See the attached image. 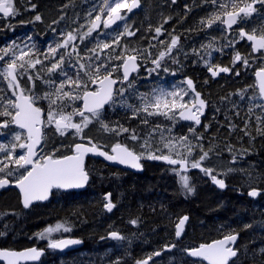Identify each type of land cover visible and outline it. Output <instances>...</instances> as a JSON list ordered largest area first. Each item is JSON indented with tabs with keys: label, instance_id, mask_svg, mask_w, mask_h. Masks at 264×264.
<instances>
[{
	"label": "trees",
	"instance_id": "trees-1",
	"mask_svg": "<svg viewBox=\"0 0 264 264\" xmlns=\"http://www.w3.org/2000/svg\"><path fill=\"white\" fill-rule=\"evenodd\" d=\"M96 2H99V7H101L103 0H13L17 14L9 17L0 15V49L11 48L17 51L19 47L26 48L27 46L31 47L35 54L34 58L41 59L44 57L41 49H43L44 44L50 41L47 33L54 30L57 24L61 31L66 32L64 36L68 32H74L72 20L76 16H79V20L81 18L82 20L93 18L95 12L93 9L97 10L94 6ZM64 3L65 6H61ZM32 4L36 5L34 10L31 8ZM58 7H62L61 11H56ZM54 8H57L55 12H53ZM217 11H220L218 4H213L211 0H175V3L173 0H141L140 9L130 15H127L126 12L123 13L126 15V19L117 26L104 28L101 25L99 38L95 37V32H93L81 40V35L87 32L90 25L84 27L81 34L77 35V46L75 45L80 57L91 55L88 49L95 47L98 41L113 40L117 33L124 30L125 24L129 26L130 30L135 31L134 36L121 37L119 46L113 45V48L106 50L112 55L121 52L125 45L129 49L139 50L140 69L130 79L133 84L132 88L128 87L127 82L119 87L127 89V91L123 97H116V106L108 105L103 110V118L106 123L111 125L119 122L125 127L136 129L141 139L133 141L128 138V133L118 136L115 133L105 132L100 124L95 121L85 129L84 136L107 148L115 143H122L140 153L144 151L141 147L143 139L147 138L152 127L160 124L165 129V136L169 135L166 129L170 127L172 128V135H188L194 143L202 144L204 150L211 149L210 159L206 160L204 164L214 168V162L215 164L221 162L225 166L233 167V173L228 178L225 177L227 183L238 185L239 191L245 195H238V192L229 186L225 192L211 187L212 190L206 194L197 190L199 197H196V194L190 196L191 205L184 206V208L188 207L186 213L191 215L186 232L187 237H189L187 238V246L198 247L201 244L223 238L230 233L237 234L240 237L236 246L238 256L230 264H264V194L258 199L246 196V193L252 188L264 191V114L261 113L260 107L257 106L258 103L253 99L255 97L253 92L247 91V89L252 88L235 87L239 83L237 79L235 81L228 80L213 90L211 94L214 95L215 101L212 102L210 114L200 127L195 128L196 132L203 136L201 141L195 140V137L189 133L187 125L180 124V119L173 123L163 116L148 117L150 123L145 125L139 116L136 119L131 118V111L120 106V101L125 99L127 103L137 105L140 103V94H151L154 89L184 88L179 83L180 77H196V73L199 72L204 74L208 68L206 62L212 65L214 54L220 58L224 52L221 44L217 46L209 42L211 34L207 31V27L201 24L202 20ZM89 12L92 13L91 16H89ZM37 14L41 15L40 21L34 19ZM18 20L21 23L20 30L17 26ZM161 26L162 34L156 37L155 29ZM172 35L179 37L177 49L173 50L171 56H165L159 69L149 73V69L155 68L151 60L157 58L159 52L166 50ZM154 37L156 38L154 39ZM33 45L34 47H32ZM149 45L153 46L150 47ZM208 45H211V48ZM70 51L71 49H69ZM148 53L151 55L148 56ZM173 57L176 62H173ZM65 58L66 63L63 67L69 75H73L78 68L76 54L73 53L71 57L66 55ZM219 58L217 60L221 61ZM8 59L9 57H5V60L0 62L4 63ZM101 59L106 60V54H101ZM81 62L89 63L86 59H82ZM216 62L214 60V64ZM120 63L119 60H112L110 67ZM69 64L74 65V67H69ZM48 65L50 64L37 65L39 79H36L37 71L30 70L34 82L40 81L45 75L49 76L45 71ZM0 66H3L2 63ZM165 68L167 71L164 70ZM238 72L244 75L242 78L244 83L245 81L247 84L254 82L253 70L244 68ZM113 75L121 78V68H118ZM50 76L58 77L61 81L65 79L59 72ZM22 81L29 82L27 76L22 77ZM0 82L4 84L3 89H9L7 81L0 78ZM231 83L235 85L229 88ZM80 104L81 102L78 101L75 102L74 106L78 107ZM69 137L81 140L75 133H70ZM85 140L87 141V139ZM159 140L160 133L158 131L153 137L154 147ZM200 154L199 148H197L190 159H197ZM92 166L93 162H90V170ZM95 167L98 169V174H91L87 189L81 193L78 199L68 198L69 202H75V204L70 206L65 214L68 219V226L72 228L68 234L81 237L92 246V249H94L93 243L96 240L99 227H101V232L106 231L107 227H112L114 231L125 236L128 232V226L131 224L130 221L136 220L139 224V230L144 225L152 233L161 225L165 224L167 228L174 215L182 216L180 213L184 209L176 210L171 204L173 198L167 199L166 205L157 210L155 214L147 217L145 221H142L140 216L135 213L137 209L141 211L136 201H140L143 197L142 192L145 191L140 190L139 187L144 185L154 187L181 186L180 177L173 176L167 166L155 162L148 164L144 174H117L116 179L112 178L110 169L104 163L95 162ZM144 177H148V179L146 180ZM198 183L200 182L190 179V184L193 187H196ZM202 183L204 184V182ZM98 184L122 187V190H117L115 193L120 199L115 210L111 213L105 212L98 205L95 193V186ZM151 191H153V195H156L159 190L154 189L146 192ZM128 196H130L129 200ZM154 201L156 202V199ZM130 202L132 207L127 209L126 204ZM98 213L100 222L97 219ZM162 217L165 223H161ZM0 233H2L0 245L5 246H9L5 237L14 233L17 234L12 223L2 225ZM125 258L117 255L111 260L124 264ZM144 259V256H136L133 258V264L136 260Z\"/></svg>",
	"mask_w": 264,
	"mask_h": 264
},
{
	"label": "snow or ice",
	"instance_id": "snow-or-ice-1",
	"mask_svg": "<svg viewBox=\"0 0 264 264\" xmlns=\"http://www.w3.org/2000/svg\"><path fill=\"white\" fill-rule=\"evenodd\" d=\"M213 4H218L220 11L212 13L209 17L201 21L206 27H212L214 23H222L231 29L233 25L239 21L250 18L253 13L257 12L256 5L264 6V0H211ZM175 3V0H173ZM36 5L32 4L31 8L34 10ZM139 7V0H103L102 6L98 9V13L94 19H91L90 26L87 32L80 37L83 40L90 36L94 31H97L101 24L104 28H110L116 24L117 21L126 19V15L122 13H130L134 8ZM93 11H97L93 9ZM0 13L4 17L16 15L13 6V0H0ZM92 13L89 12V16ZM103 17V19H102ZM35 21L41 20V15L37 14L34 17ZM167 23V21H165ZM124 30L116 34L111 41H98L95 47L88 49L91 55L80 57L76 46L73 44L71 51L61 53L57 58L59 49H68L69 45L77 39L73 32H68L63 42L57 43L55 46H49L46 58H50V65L46 66L47 74L52 75L59 72L65 79L56 84L55 81L49 80V84H56L51 92H45L43 96H36L33 94H25V89L20 85V78L27 76L29 81H33V76L30 70H36V79H39V70L37 65H44V61L39 58H34L35 54L31 47L20 48L18 51L11 48L0 49V61H4L5 57H9L4 66H0V77H3L8 83V88L12 90V95L15 100L8 99L4 102V98L0 97V103L3 104V111H0V116L10 117V120L0 122V128H7L9 124H15L20 129L26 130V139L24 143H19V148L26 150L18 157L14 155L17 145H11V149L3 144H0V152L6 153L3 159H0V173H5L0 177V189L7 187L12 183L8 176H15L17 169H24L25 171L16 176L15 187H17L22 195V202L24 208H29L34 201L47 200L52 189H74L82 188L89 180L90 173L84 166L85 156L89 153L104 157L108 161L117 162L127 165L135 169H141L140 161L142 159L162 160L169 165H179L176 170L180 177L182 188L186 193H193L194 187L190 184V178L186 174L189 168L199 169L206 176H209L212 182L219 188L225 187V181L218 178L219 175H213L215 169L211 166L205 165L204 162L210 159L209 153L211 149L204 150L202 144L194 143L190 136L172 135V128H167L168 136L164 135L165 129L160 124H156L150 129L147 138L143 139L141 147L144 151L137 153L130 149L127 145L122 143H115L111 148V154L101 150V146L94 143L91 138L83 135L86 129L94 121L98 122L105 132L122 135L128 133V138L137 141L140 140L136 129L125 127L117 122L115 125L106 123L103 118V110L105 105L116 106V97H123L127 89L114 88L119 82L123 84L128 83V87L132 88V81L129 80L130 73L137 71L139 68L138 60L140 59V51L137 49H129L127 45L123 50L116 55L107 53L106 50L113 48V45L119 46L120 39L123 36H134L135 31L130 30L129 26L125 24ZM76 31H79L78 29ZM156 37L162 34V26L155 29ZM154 37V39L156 38ZM239 38L246 39L251 42L252 53H259L264 56V29L257 34L256 30L246 32L243 28L239 30ZM29 39H31L29 37ZM239 41H235L238 43ZM161 43H164L161 41ZM179 45V37L172 35L170 43L167 44L165 51L159 52L157 58L152 59L151 63L155 68L149 69V73L156 71L161 67V61L165 56H171L174 49ZM152 47L153 45H149ZM234 47V42L229 41V45ZM34 47V45L32 46ZM211 48V45H208ZM219 51L220 49H213ZM115 51V49H113ZM147 51V50H145ZM76 54V65L78 68L73 75H69L64 69L66 63L65 55L71 57ZM101 54H106L107 59H101ZM151 53H148L150 56ZM210 55V53H209ZM86 59L89 63H82L81 60ZM112 60H119L121 63L117 66L110 67ZM173 62H176L173 57ZM236 63H242L245 67L249 66L247 57L241 56L237 51L233 57V67ZM209 72L212 77H216L219 73H229L232 68L211 65L206 62ZM69 67L74 65L69 64ZM123 69L121 78H113V73ZM167 71V69H164ZM239 75V72H236ZM257 77V87L259 89V99L264 101V67L260 68L255 73ZM184 83L187 88H179L173 90H166L163 88L154 89L151 94H140V103L137 105L127 103V100H121L120 106L128 109L132 113L133 119L138 116L141 122L148 125L150 121L148 117L163 116L173 123L177 119L186 121H193L195 125L201 124L200 117L204 113L207 102L201 98V94L196 91L194 82L191 78L186 79ZM94 86V87H93ZM67 89V90H66ZM193 94L192 99L186 101L185 97ZM47 100L48 110L46 121L42 120L43 109L38 105V101ZM76 101H80V106H74ZM264 107V105H257ZM71 108V111H66ZM80 117L78 122L74 121V117ZM259 119V117H258ZM54 126L59 135H65L69 130H74L75 134L83 141L87 139V146L84 143H76L73 146L72 155H64L61 158L55 157V150L51 154L39 155L42 151L41 139V125ZM247 126V125H246ZM159 131L160 140L158 144L153 146V137ZM189 133L195 137L196 141H201L203 136L196 132V129L189 127ZM16 141L21 140V133H16L14 136ZM39 148V151H38ZM199 148L200 155L197 159H190L195 149ZM167 150V151H165ZM30 166V167H29ZM232 171V169H229ZM259 193L253 189L248 193L249 196L256 197ZM111 193L105 194L104 205L109 212L115 207L111 201ZM188 216L179 218L175 226V236L179 238L184 231V226L188 220ZM133 225L136 220L130 221ZM250 227V225H249ZM69 232L71 228L63 223H57L54 227L45 228L42 232L37 233L38 239L47 240L48 247L52 249H63L70 244H79L81 241L72 239H52L54 232ZM2 235V233H0ZM110 237L115 240H122L123 237L119 233L113 231ZM237 234H228L223 239L215 240L211 243L201 244L197 248L186 249L189 256L200 258L207 261V264H229L231 258L237 256V251L231 246L237 240ZM175 244L165 245V248L170 250L175 247ZM43 255V251L31 247L22 252L16 251H0V260L6 264H18L20 260L37 261ZM155 256L161 255L160 251L154 253ZM152 256L145 260L137 261V264H148Z\"/></svg>",
	"mask_w": 264,
	"mask_h": 264
},
{
	"label": "flooded vegetation",
	"instance_id": "flooded-vegetation-1",
	"mask_svg": "<svg viewBox=\"0 0 264 264\" xmlns=\"http://www.w3.org/2000/svg\"><path fill=\"white\" fill-rule=\"evenodd\" d=\"M61 6H65V3L62 4ZM94 6L97 8V11L94 12L93 18L91 17L88 20L86 19L82 20V18L80 17L81 19L79 20V16L78 17L76 16L72 20V26L74 29L73 33L76 36L80 35L81 32L84 30V27L90 25L89 24L90 20L94 19V17L97 14H99L98 13V9L100 8L99 2L94 3ZM256 7H257V12L253 13V15L250 18H246L239 21L237 24L232 26L231 29H228L226 25L219 22L214 23L210 28L207 27V31L211 34L209 42L217 46L221 44V47L224 49L223 55L220 58L218 57L217 54H214V57L212 59V65L229 67L232 68V71L229 73L220 74L219 76L216 77H212V75L208 73L209 70L207 68L204 74L200 72L196 73V77L184 76L179 78L180 85L185 89L187 88V85L184 83V81H186V78H191L194 82L196 91H198L201 94L202 98L207 102L205 115L203 117H200L201 124L199 126L195 125L194 122H186L181 119H180V124L187 125L188 128L200 127L204 123L207 116L210 114L212 102L215 101L214 95L211 93L213 92V90H216L218 87L222 86L228 80L235 81L238 79L239 83H237L236 84L237 86L235 87L252 88V89H247V91L253 92V94L255 95L253 99L256 101V103H258V105H264V101L259 99V89L257 87V79L255 75L256 71L264 67V56H261L259 53H252L251 42L247 41L246 39L239 38V30L241 28H243L246 32H252L253 30H256L257 34H259V31L261 29H264V6L258 4L256 5ZM134 12H131L129 14L126 12V14L130 15ZM122 15L124 14L122 13ZM20 24H21L20 20H18L17 21L18 30H20ZM59 27L60 26L57 24V27L54 30L47 33L48 39H50V41L44 44L43 49H41L44 54V57L41 58V60L44 61V63H49V64L51 63L50 58H46L45 55L47 54L48 57L51 56V54L48 53L49 46H53L56 45L57 43L63 42V39L66 37V35L64 36V33L66 32L61 31ZM77 29L79 31H76ZM94 32H95L94 33L95 37L99 38L100 28ZM212 38L214 40H211ZM229 41L234 42V47L228 46ZM235 41H239V42L235 43ZM73 44L77 46L76 40ZM73 44L69 45V48L67 50L63 48L59 49V51L56 54L57 58H59V55L61 53L66 54L67 52H69V49H71ZM19 49L20 47L18 48V50ZM237 51L241 54V56L248 58L249 66L245 67L242 63H236L235 66L233 67L232 61L235 52ZM218 58L219 60L221 59V61H218L217 60ZM214 60L217 61L215 64H214ZM5 63L6 62L2 63V65L4 66ZM244 68H249L254 71L253 83L247 84L246 81L244 83L242 81L244 75H242L240 72L239 75H236V72ZM121 75H123L122 68H121ZM113 78H118V77L113 75ZM49 80L55 81L56 84H58L61 81L58 79V77L45 75L42 77L40 81L34 82L28 80L29 88L26 87L25 85L26 82H23L22 78H20V83H21V87L25 89V94L43 96L45 92H51L56 86V84H49L48 83ZM121 85L122 84L118 82L116 88L118 89ZM232 85L235 84L231 83L229 88H231ZM2 87H4V84L0 82V97L4 98V102H6L8 99L15 100V97L12 95V90L10 89L5 90ZM192 97L193 94L189 92V95L186 97L185 100L188 101L192 99ZM37 106L43 109V113H44L43 118L44 121H46L48 101L40 100L38 101ZM107 107L108 105L104 108V110ZM3 110H4L3 104L0 103V111ZM66 111H71V108H67ZM260 111L261 113L264 114V107H260ZM10 119H11L10 117L0 116V122ZM73 119L74 121L78 122L80 120V117L76 116ZM16 133H21L20 141H16L14 139ZM70 133H75V131L69 130L65 135L61 136L59 135V133L56 132L54 126H47L46 124H44L42 127V140L40 145V147H42L43 150L39 151L38 148L39 155L42 156L46 154H51L55 150V157L61 158L64 155L74 154L73 146L76 143H84L85 145H87L86 140L83 141L76 140L74 138L69 137ZM26 135L27 133L25 130L20 129L15 124L10 123L9 127L0 128V144L5 145L9 149H11V145L16 144L17 147L14 155L18 157L19 155L23 154L26 151L24 149H20L18 146L19 143L25 142ZM96 144L100 145L101 149L111 154V148L113 145L107 148L100 143H96ZM5 155L6 153L0 152V159H3ZM90 162H93V166L91 167V170L89 169ZM95 162L104 163L95 158H91V157L87 158L86 170L89 171L90 173L89 182L91 179V174L93 175L98 174V169L97 167H95ZM155 162H159L167 166L166 164L158 160L148 161V159L145 158L142 160L144 172L134 173L132 171H127L122 168L112 167L106 165L105 163L104 164L110 169L112 178H115L117 174H132V175L144 174L148 168V164H153ZM167 167L169 168V171L173 176L179 177V175H177V172L174 170V169L178 170L179 167H171V166H167ZM226 169L227 168L224 165L225 171L224 170L223 171L226 172ZM7 171L8 169H5V173ZM24 171H25L24 169H17L15 176L7 177V179H9L12 183H10L7 187L3 189H0V227L2 225L12 223L17 233V234L14 233L11 235H7L5 237V240L9 243L8 244L9 246L0 245V250L6 249L9 251L20 252L31 247H36L43 251V255L41 256L39 261L25 263V264H119L116 261L114 262L111 260V258L117 255H119L120 257H126L124 264H133V258L136 256H144L145 259H147L149 256H152V259L149 260L148 264H205L201 261H197L190 258L186 251V249H192L197 247L187 246V238L189 237H187L186 232L188 225L190 223L191 215L189 213H186L187 211L186 208L188 207L184 208L185 205L186 206L191 205L190 203H192V201L190 200V196L196 194V197H199V195H197L198 192L202 194H206L208 193V191L212 190L211 187H214L212 185L211 178L209 176H206L203 172L193 170L190 172L182 173L188 175L189 178L194 180L195 182H200L197 184L196 187H194L195 191L191 194L186 193L185 190L182 188V186H177V185L166 186V187H162V186L154 187V186L144 185L139 187L140 190H145V191L142 192L143 197L140 199V201L139 202L136 201V204L138 207L141 208V211H138L137 209L135 213L136 215L140 216L142 221H145L147 217L155 214L157 210L164 207L166 205L165 201L170 198H173L171 204L174 205L176 210L184 209L180 213L182 214L181 217L188 216L189 220L184 228L182 235L179 238L175 236V226L178 223L179 218L181 217L179 215H174L173 218L171 219L170 225L167 228L165 227V224L161 225L159 226V229L157 228L153 230L152 232L153 234L150 233L149 230L144 225H142L141 229L139 230L138 229L139 224L137 221L135 225L131 223L128 226V232L126 233L125 236H122L119 232H117L119 233V235L123 237L122 240H115L110 237V233L114 231L112 227H107V230L104 232H101V227H99L98 233L96 234L97 235L96 240L93 243L94 249H92V246L87 244L84 239L74 235H69L68 234L69 232L61 231L60 234L53 233L52 239L71 238V239H78L83 243L81 247L72 249L70 251H62L59 249H52L48 247V241L38 239L36 234L42 232L47 227L50 226L54 227L57 223H63L66 226H68L69 225L68 219L65 217L66 210L70 206H73L75 204V202H69L68 198L74 197L75 199H78L81 196V193L84 192L85 190L63 191L60 189H53L49 199L46 202H35L32 203L29 208H24L22 202V195L19 189L15 187L16 176H18L20 173ZM5 173H0V177H3ZM213 175H217V173L214 172ZM228 176L225 175L224 173L223 175H219L218 177L226 180L225 177L228 178ZM144 179L147 180L148 177H144ZM202 182H204V184ZM205 183L209 184L210 186ZM227 184L228 187L230 186L232 187L233 190H236L238 192V195L240 196L245 195L239 191L240 188L238 185H230L229 183ZM154 189L159 190L158 194L153 195L152 193L153 191L146 192ZM252 189H256V188H252ZM117 190H122V187H117L115 185L102 186L100 184L95 186V193H96L98 205L102 207V209L105 212H109L104 207L105 203L107 202L105 200V194L111 193V197H110L111 201L116 206L118 200L120 199V197H118L115 194ZM197 190L198 192H196ZM248 192L246 193L247 194L246 196H248ZM174 193H176V195H174ZM129 199L130 196H128V200ZM154 199H156L157 203L154 201ZM126 207L127 209H130L132 207V203L130 202L126 204ZM164 212L166 211L164 210ZM97 219L100 222L99 213L97 215ZM161 221H162L161 223H165L163 217L161 218ZM172 244H175L176 246L172 247L170 250L165 248V245H172ZM117 248H124V249L120 250ZM157 251H160L161 255L155 256L154 253ZM137 261L139 260H136L134 263L137 264ZM0 264H4V263L0 262Z\"/></svg>",
	"mask_w": 264,
	"mask_h": 264
},
{
	"label": "water",
	"instance_id": "water-1",
	"mask_svg": "<svg viewBox=\"0 0 264 264\" xmlns=\"http://www.w3.org/2000/svg\"><path fill=\"white\" fill-rule=\"evenodd\" d=\"M140 5H141V3H140V0H139V7H137V8H134L133 10H132V12H134V11H136V10H138L139 8H140ZM131 13V12H130ZM1 15H3L2 13H0ZM129 14V13H128ZM120 21H117V23L116 24H114V25H112L111 27H113V26H115V25H117L118 23H119ZM234 26V25H233ZM140 61L138 60V63H139ZM140 69V63H139V68H138V70ZM138 70L137 71H133V72H131L130 73V76H129V80L132 78V76L136 73V72H138ZM122 72H123V69H122ZM208 73L209 74H211L209 71H208ZM220 74H223V73H219L217 76H219ZM186 79H189V78H186ZM256 79H257V77H256ZM118 84V83H117ZM117 84L114 86V88H116L117 87ZM21 85V84H20ZM201 98H202V96H201ZM107 105H105V107H106ZM205 110H206V108L204 109V113H203V115H201V117H203L204 115H205ZM43 116H44V113L42 114V120H44V118H43ZM182 120V119H181ZM183 121H186V120H183ZM186 122H193V121H186ZM42 127H43V125H41V132H42ZM26 131V130H25ZM42 140V139H41ZM87 146V145H86ZM101 150H103V149H101ZM104 151V150H103ZM110 154V153H109ZM89 157H91V158H95V159H98V160H100V161H102V162H104L106 165H108V166H112V167H118V168H122V169H124V170H127V171H132V172H134V173H143L144 172V168H143V165H142V160L140 161V163H141V165H142V168L141 169H135V168H132V167H129V166H127V165H124V164H120V163H117V162H113V161H108V160H106V159H104V157H102V156H99V155H93V154H91V153H89V154H87L86 156H85V159H84V166H85V168H86V162H87V158H89ZM148 161H153V160H149L148 159ZM158 161H160V162H163L164 164H166L167 166H171V167H180L179 165H169L168 163H166L165 161H162V160H158ZM193 170H196V171H200L199 169H192V168H189L188 169V171L187 172H190V171H193ZM219 178V177H218ZM222 179V178H221ZM224 180V179H223ZM225 181V187L223 188V189H221V188H219L217 185H215L213 182H212V185L215 187V188H217L218 190H220V191H226L227 190V187H228V184H227V182H226V180H224ZM88 182H89V180H88ZM88 182L85 184V186L84 187H82V188H74V189H67V190H64V189H60V190H63V191H68V190H70V191H74V190H76V191H84V190H86V188H87V186H88ZM55 189V188H54ZM53 190V189H52ZM253 189H251L250 191H252ZM259 194L256 196V197H252V196H249V198H254V199H257L261 194H262V191L260 190V189H255ZM249 191V192H250ZM52 192V191H51ZM51 192H50V194H51ZM248 192V193H249ZM50 194H49V197H50ZM49 197H48V199H49ZM47 199V200H48ZM47 200H43V201H34L33 203H35V202H46ZM114 210V208L112 209V211ZM111 211V212H112ZM189 220V219H188ZM188 220L186 221V223H185V226H186V224L188 223ZM185 226H184V228H185ZM183 233V232H182ZM182 235V234H181ZM238 236V238H237V240L234 242V244H232L231 246L234 248V250H236L237 251V256H238V250L236 249V245H237V243H238V241H239V239H240V237H239V235H237ZM68 239H71V238H68ZM220 239H223V238H220ZM72 240H78V239H72ZM217 240H219V239H217ZM80 241V240H79ZM215 241V240H214ZM211 242H213V241H211ZM211 242H209V243H211ZM82 241H81V243H79V244H70V245H68L67 247H65V248H63V249H59V250H62V251H70V250H72V249H75V248H78V247H81L82 246ZM205 244H207V243H205ZM0 251H9V250H6V249H3V250H0ZM25 251V250H24ZM17 252V251H16ZM20 252H22V251H20ZM189 256V255H188ZM236 256V257H237ZM190 258H192V259H194V260H197V261H201V262H203V263H205V264H207V261H203L202 259H200V258H194V257H191V256H189ZM236 257H233V258H231L230 259V261H229V264H230V262L231 261H233L234 259H236ZM41 258V257H40ZM40 258H39V260H40ZM39 260H37V261H39ZM0 262H3L4 264H6V262L5 261H3V260H0ZM30 262H36V261H26V260H20V261H18V264H25V263H30Z\"/></svg>",
	"mask_w": 264,
	"mask_h": 264
},
{
	"label": "rangeland",
	"instance_id": "rangeland-1",
	"mask_svg": "<svg viewBox=\"0 0 264 264\" xmlns=\"http://www.w3.org/2000/svg\"><path fill=\"white\" fill-rule=\"evenodd\" d=\"M57 8H54V11L53 12H55V10H56ZM61 9H62V7H58V9L56 10V11H61ZM102 19H103V17H102ZM102 25V24H101ZM75 42V41H74ZM74 42H72L71 44H73ZM70 44V45H71ZM25 85H26V87L27 88H29V82H26L25 83ZM252 102H253V100H251ZM226 172H224L225 170H224V165H223V163H221V162H216V164H215V162H214V169H216V173L217 174H224L225 173V175H230L231 173H233V171H234V168H231V167H229L228 165L226 166ZM229 169H232V171H229ZM224 170V171H223ZM62 231V230H61ZM61 231H59V232H54V234H60L61 233Z\"/></svg>",
	"mask_w": 264,
	"mask_h": 264
},
{
	"label": "bare ground",
	"instance_id": "bare-ground-1",
	"mask_svg": "<svg viewBox=\"0 0 264 264\" xmlns=\"http://www.w3.org/2000/svg\"><path fill=\"white\" fill-rule=\"evenodd\" d=\"M262 191V190H261ZM264 193V191H262V194ZM27 243V242H26ZM26 245V244H25ZM22 250V249H21ZM121 250V249H120ZM124 251V250H123ZM103 252V251H102ZM125 252V251H124Z\"/></svg>",
	"mask_w": 264,
	"mask_h": 264
}]
</instances>
